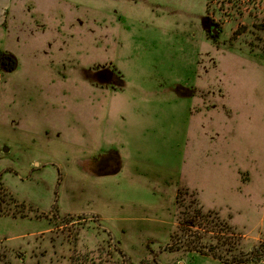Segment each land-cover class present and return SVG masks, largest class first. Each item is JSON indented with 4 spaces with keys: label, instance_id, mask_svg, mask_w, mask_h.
Instances as JSON below:
<instances>
[{
    "label": "rangeland",
    "instance_id": "1",
    "mask_svg": "<svg viewBox=\"0 0 264 264\" xmlns=\"http://www.w3.org/2000/svg\"><path fill=\"white\" fill-rule=\"evenodd\" d=\"M6 50L0 264H264V0H13Z\"/></svg>",
    "mask_w": 264,
    "mask_h": 264
},
{
    "label": "crops",
    "instance_id": "2",
    "mask_svg": "<svg viewBox=\"0 0 264 264\" xmlns=\"http://www.w3.org/2000/svg\"><path fill=\"white\" fill-rule=\"evenodd\" d=\"M12 5H13V0H0V27H6L8 25V16H9V11H10ZM22 24H25V23H21V25ZM44 26L45 25L43 23H40V22L36 21L35 25L34 24L33 25H28V28L31 27V29H36L38 27V29H41V28L44 29ZM3 52L4 53H10V54L14 55L9 50L3 51ZM14 70H12V71H14ZM128 123L130 124L131 122H128ZM140 123H142V121ZM110 144L112 145V150L107 155L106 154L105 155H98V158L102 157V159H103L104 156H110L111 157L110 161L111 162L113 161L114 164L112 165V164L109 163V166L105 167V169H102L101 173L98 172V180L99 181H100V179H105L106 177H118V176H120L122 174H124V177L126 178L127 181L129 180V178H130V182L131 181H136V180L138 181L140 179H147L149 171L152 170L151 171L152 176H150V178L152 179L151 180L152 181V187H157L158 186L159 179L162 178L163 175L161 177L160 174L155 173L157 171H155L154 168L152 169V167H151V169H150V167L147 166V164H149V163H146V161L143 160V159L141 160V158L138 156L139 151L136 152V153H132V151H130V150H129L130 152H125L124 148L127 147V145L130 144V143H128V142H126L124 140L122 141L120 139H115V140H112L110 142ZM126 157H129L130 160L127 161ZM84 171H85V173L90 175V173H88L85 169H84ZM88 177H90V176H88ZM164 180L166 182L163 183V185L166 186L167 188H169L168 187L169 186L168 182H170L169 178H167V180L166 179H164ZM90 181H92L93 195L98 200V203L101 202V199H102L103 200L102 202H104L106 205L111 206V204L113 202V198H109L107 193H106V196L108 197L107 198L104 195L105 193L103 194L100 191V189H99L100 185L98 184L99 181L97 182V184L94 183V179L93 180L91 179ZM189 189H191V188H189ZM192 189H193L194 192L196 191V189H194V188H192ZM178 192H179V188H177V191L175 192V196L174 197H175L176 200H177ZM176 200H175V204H176ZM200 202H201V200H200ZM201 204H202L203 208H205V209L206 208L207 209L218 208V207H212V206L211 207L210 206H205L202 202H201ZM168 212L170 213V211H168ZM70 213H72V212H70ZM93 214L97 215V217H98V219L100 221H102L104 219L103 211L100 210L99 206L98 207H93ZM108 229H109V231H111V234H112L113 233V229L112 228H108ZM118 229L122 230V233H126L127 232V226H121V228H118ZM134 230H137V229L134 228ZM138 233H140V231H138ZM119 244L122 245L121 242H119Z\"/></svg>",
    "mask_w": 264,
    "mask_h": 264
},
{
    "label": "trees",
    "instance_id": "3",
    "mask_svg": "<svg viewBox=\"0 0 264 264\" xmlns=\"http://www.w3.org/2000/svg\"><path fill=\"white\" fill-rule=\"evenodd\" d=\"M208 8V7H207ZM0 60L8 65V70L12 71L17 67V59L10 53H0Z\"/></svg>",
    "mask_w": 264,
    "mask_h": 264
},
{
    "label": "flooded vegetation",
    "instance_id": "4",
    "mask_svg": "<svg viewBox=\"0 0 264 264\" xmlns=\"http://www.w3.org/2000/svg\"><path fill=\"white\" fill-rule=\"evenodd\" d=\"M101 159H102V157L98 158V156H92L90 159H85L84 162L92 161V163L95 164V163L101 162L100 161ZM110 160H111L110 156H104L102 159V163H105V161H108L111 164ZM84 169H87V168H84ZM87 171H88V169H87Z\"/></svg>",
    "mask_w": 264,
    "mask_h": 264
},
{
    "label": "water",
    "instance_id": "5",
    "mask_svg": "<svg viewBox=\"0 0 264 264\" xmlns=\"http://www.w3.org/2000/svg\"><path fill=\"white\" fill-rule=\"evenodd\" d=\"M214 32H216V30H214ZM6 150H7V148H6Z\"/></svg>",
    "mask_w": 264,
    "mask_h": 264
}]
</instances>
